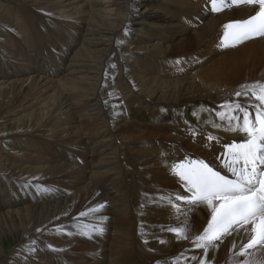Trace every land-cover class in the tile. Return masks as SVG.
<instances>
[{
    "label": "bare ground",
    "instance_id": "6f19581e",
    "mask_svg": "<svg viewBox=\"0 0 264 264\" xmlns=\"http://www.w3.org/2000/svg\"><path fill=\"white\" fill-rule=\"evenodd\" d=\"M258 10L0 0V264H200L211 209L161 196L190 195L170 165L227 173L224 145L246 139L217 113L264 82V35L225 40L224 25ZM185 225L187 239L168 231ZM248 239L216 241L205 264H264L259 246L237 255Z\"/></svg>",
    "mask_w": 264,
    "mask_h": 264
},
{
    "label": "snow or ice",
    "instance_id": "6c2138e0",
    "mask_svg": "<svg viewBox=\"0 0 264 264\" xmlns=\"http://www.w3.org/2000/svg\"><path fill=\"white\" fill-rule=\"evenodd\" d=\"M239 3L259 5V10L246 20L224 25L225 40L242 42L253 35H264V0H210L211 9L215 12ZM176 63L179 64L180 61L177 60ZM240 89L234 93V97L227 98L220 105L226 111L217 113L221 120L227 119L230 125L233 121L236 122L229 130H239L246 136L240 143L233 141L224 145L227 155L223 167L231 173V178L214 170L203 160L181 161L169 168L173 175L179 177L183 189L190 195L170 193L161 196L166 204L177 210L180 208L177 203L179 201L187 204L203 203L211 209V220L207 227L195 236V247L204 250V259L200 264H205L210 247L218 248L216 241L231 236L234 232L239 234L241 229L249 235V239L237 255L243 256L248 249L257 246L264 249V82L242 84ZM239 97H243L246 103L242 104L234 99ZM250 109H254V120L250 118ZM213 126L219 127L215 124ZM208 139L213 137L209 136ZM103 206L99 205L98 208ZM97 210L90 209L92 212ZM92 230L103 231L99 226H92ZM187 230L186 225L168 229L183 239L188 238ZM36 231L40 232L42 229L38 228Z\"/></svg>",
    "mask_w": 264,
    "mask_h": 264
},
{
    "label": "rangeland",
    "instance_id": "374dc122",
    "mask_svg": "<svg viewBox=\"0 0 264 264\" xmlns=\"http://www.w3.org/2000/svg\"><path fill=\"white\" fill-rule=\"evenodd\" d=\"M185 35V34H184ZM242 43H240V44H238V45H233V47L232 48H228L229 50H232V49H234L235 47H238L239 45H241ZM226 50V51H229V50ZM240 74H242V75H247V74H250V73H246V72H241ZM104 91V90H103ZM160 124H157V126H159ZM4 151V150H3ZM7 155L9 154V152H7L6 153ZM258 247V246H257ZM251 250V249H250Z\"/></svg>",
    "mask_w": 264,
    "mask_h": 264
}]
</instances>
